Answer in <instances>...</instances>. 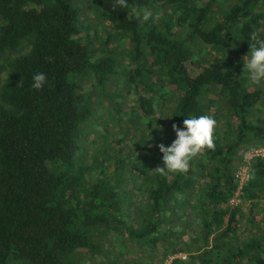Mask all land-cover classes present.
I'll return each mask as SVG.
<instances>
[{"label":"trees","instance_id":"16d2710c","mask_svg":"<svg viewBox=\"0 0 264 264\" xmlns=\"http://www.w3.org/2000/svg\"><path fill=\"white\" fill-rule=\"evenodd\" d=\"M90 8L128 38V70L118 68L110 35L92 48L82 24ZM142 10L147 21L133 16ZM253 34L264 38V0H0V71L8 55L25 51L7 62L0 86V264H120L115 245L120 256L157 251L164 264L196 231L202 246L184 242L178 251L189 262L170 264H264V160H252L241 205H231L242 156L264 147L262 119L253 121L264 90L243 72ZM39 72L47 82L36 90ZM118 76L135 92L138 115L110 119L126 124L125 137L139 135L134 146L119 139L117 150L104 142L84 164L98 100L81 94L83 82L101 88ZM169 92L171 116L163 109ZM119 106L111 104L118 116ZM200 115L226 116L227 129L216 124L214 147L186 171L159 173V145L176 138L173 124Z\"/></svg>","mask_w":264,"mask_h":264},{"label":"rangeland","instance_id":"374dc122","mask_svg":"<svg viewBox=\"0 0 264 264\" xmlns=\"http://www.w3.org/2000/svg\"><path fill=\"white\" fill-rule=\"evenodd\" d=\"M77 5H79L81 7L82 3L77 2ZM82 9H84V8H82ZM142 12L144 13L145 10L137 12L133 16L136 17V16H139V14L141 16H144V14ZM84 15L85 16L87 15L89 18L92 19V20H90L88 17L87 18L89 19V21L83 20L84 17L82 19L83 27L87 26V25L90 27V38L92 39V41H91L92 42V48L93 49H97V48L102 49L104 47V42L107 41V37L110 35L112 40H111V44L109 47H110V50L115 55V58L117 59L118 65H120L118 68H120V70H125V71L128 70L129 64H130L129 53H128L129 45L127 43V42H129L128 38L124 35L123 36L122 35L116 36L114 31L111 29V27L108 24L101 22L100 20L95 18V15L93 14V11L91 10V8L88 11H86L84 13ZM208 50H209V48H208ZM24 52L25 51L20 50L19 52L12 53L6 57L5 61L2 63V70L0 71V86L2 85V83L4 82V80L7 76V71H8L7 62L9 60L14 59L15 57H18L19 55H21ZM98 56H101L100 53ZM120 74H122V71H120V73L117 75H120ZM70 79H71V81L76 83L74 81L73 77H71ZM79 82L80 81H78V83ZM83 84H84L85 88H81L83 90L81 92V94L85 95L87 98V95L85 93L88 94L91 91L94 93V97L92 96V99L94 101H96V99L98 100L97 106L96 105L94 106V108L96 109V113L93 116V118L88 121L89 122V128L91 127V129L89 131H87L88 135L90 136V140L85 142V147H84L83 151L81 152L83 163L88 165L94 161L95 157H97L96 151L99 150V148L101 147V145L104 142H108L111 149L117 150L118 149L117 143H118L119 139L125 140L126 146H128V145L134 146L135 139L138 137L139 134L135 133L134 136H132L129 133H127V136H126L127 139H126V137H125V132H126L125 128H127L126 124L123 122L121 123L120 121H117V123H118V126H117L115 124V121L113 119H110V117L112 115L114 118L115 117L116 118L121 117L123 120H126V119L128 120L130 118L129 116H130V112L132 110H133V114H137V107H134V100H135L134 94H135V92L133 91L132 88H130L128 91V87L125 85L126 80L124 79L123 76H118L116 78H113L111 80V82H109L108 84H106V86H103L101 88L94 84V80L92 78L83 82ZM255 84L259 85L264 90V79H261L258 83H255ZM104 88H105V91L102 94L101 89H104ZM86 90H89V91H86ZM112 94H114V96H113L114 100H111ZM165 98H166V106L163 107V109H164V112H166L169 116H171V112L173 111L174 106L177 103L176 102V96L173 95L171 92H169L168 94H166ZM120 102L123 106V112L121 113L120 116H118L112 112L111 104H116L117 109H119L120 108V106H119ZM258 119H262L261 122L264 124V104L261 107V112L256 115V117L253 119V121L256 123L258 121ZM137 120H138V122H140V129L147 126V125H145L146 123L144 124V120H142V118L137 117ZM217 120H218L217 124L220 127L227 129V128H225V123L228 120V118L226 116L222 117L221 119H217ZM235 122L236 121L233 119L230 120V123H231V127H230L231 136H230V138L231 139L233 138V136L236 133V123ZM142 124H144L145 126L142 127ZM164 124L170 126L171 125L170 119H166ZM154 125H156V124H154ZM129 128H133V125L131 123L129 124ZM106 129H107V132H106ZM117 132L120 135H118ZM242 153L243 152L241 151L240 154H242ZM152 171L153 170H151L150 172H152ZM137 207H139V206L137 205ZM178 225L180 226V223H178ZM199 237H200L199 231H196L194 234H190V233L186 234V237L181 238L179 243H176V245H173V247L169 250L168 253H169L170 257H168V259L176 257L179 254H183L187 257V260L184 262H186V263L189 262V260H188L189 256L187 254H185L184 252L179 253V251L184 247V244H185L184 242H187L190 249H192V250L200 248L202 246V243H201V239ZM244 237L245 236H243L242 238H244ZM117 242H118V240H117ZM115 244H118V243H115ZM173 249H174L175 253L171 252ZM112 250L115 253V255L117 256L116 259L119 260L120 264H154V263L156 264V262L161 260V258L163 256V255H160V253H158L157 251L151 252V250L146 248V247H142V248L137 247L135 249H130L127 252V254H124L123 256L117 255L120 253V248L118 247V245H115L112 248ZM113 259H115V258H113ZM168 259H166V262L168 261ZM175 260H180V259H175ZM99 261L100 260H96L94 263L95 264H101V262H103L104 260H101L100 263H99ZM82 263H84V261H82Z\"/></svg>","mask_w":264,"mask_h":264},{"label":"clouds","instance_id":"9594fccd","mask_svg":"<svg viewBox=\"0 0 264 264\" xmlns=\"http://www.w3.org/2000/svg\"><path fill=\"white\" fill-rule=\"evenodd\" d=\"M150 16L151 13H145L143 20L147 21ZM252 40L254 43L250 46L251 55L247 59L245 56L243 60V72L247 74L249 82L254 84L264 79V38L253 34ZM32 81L31 87L41 90L47 82L46 74L36 73L32 77ZM216 124V120L208 115L187 118L183 121V126L173 124L172 129L176 138L168 146L163 143L159 145L163 167H158L156 170L161 174L186 171L190 160L201 149L214 147L213 131Z\"/></svg>","mask_w":264,"mask_h":264},{"label":"built area","instance_id":"2783aa9c","mask_svg":"<svg viewBox=\"0 0 264 264\" xmlns=\"http://www.w3.org/2000/svg\"><path fill=\"white\" fill-rule=\"evenodd\" d=\"M257 158L264 160V147H259V148H254V149L249 150L244 155L242 161L240 162L239 167L237 168V171L235 172L234 177L236 178V181L238 182V185H237L238 187H237L235 197L231 201V205L235 208H238L241 205L240 195H241L242 189L250 180L251 162L253 159H257ZM173 259L186 260V256H184L183 254H179L176 257L169 258L165 264H170L173 261Z\"/></svg>","mask_w":264,"mask_h":264}]
</instances>
